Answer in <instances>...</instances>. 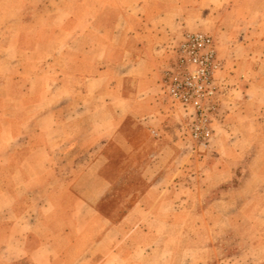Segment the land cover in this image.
<instances>
[{
  "label": "rangeland",
  "instance_id": "374dc122",
  "mask_svg": "<svg viewBox=\"0 0 264 264\" xmlns=\"http://www.w3.org/2000/svg\"><path fill=\"white\" fill-rule=\"evenodd\" d=\"M81 1L0 0V82H3V88L0 89V113L9 117L13 113L19 114L22 119H26V135L20 139L4 137L0 145V190L13 189L23 196L15 203L9 193L0 199V264H34V257L28 253L35 247L33 240L29 239L32 229L35 230L33 238L38 244L42 241L40 233L48 225L71 227L73 234L70 236L73 238L75 232L92 224L91 212L95 211L87 210L82 202L76 205H82L79 207L81 218L73 216L72 209L78 190L72 182L83 165L79 166L80 170L67 171L63 148L52 151L56 155L57 166L51 176L44 177V182L47 178L51 180L44 187L33 177L38 172L35 170L31 171V180H25L24 176L17 174L18 183H10L8 186L4 183L17 163L25 158V152L45 141L40 134H36L35 125L30 121L43 107L28 106L24 102L28 100L25 91L29 80L36 78V71L40 72L41 79L37 76L35 91L29 100L38 97L42 99L44 94L40 88L49 86L54 90L50 98L58 114L60 108L57 104L65 93L58 82L61 60L57 65L53 64L52 55H86L79 53L80 48L84 47L87 49L86 56H91L88 51V45H91L89 41L79 37V40L70 42L73 35L59 31L61 23L83 13V9L78 6ZM102 1L114 6L110 9V6L105 7L100 12L99 30L112 18L111 14L122 11L121 6L137 3L136 0ZM181 1L187 3L189 0ZM89 2L91 0H84V3ZM189 3L192 6L191 0ZM193 6L195 13L186 19L187 30L183 37L173 40L168 47L169 56L160 82L161 99L167 105L169 117L177 121L179 127L176 139L178 145L173 141L171 144L181 154L160 153V145L157 143L160 135L152 132L151 137L136 121L127 120L123 126L121 142L111 141L107 146L109 164L103 174L113 185L97 204V210L111 222H119L149 185L143 167L156 163L157 170L152 167V175L156 176L179 162L180 168L185 169L184 173L176 176V181H180L179 186L165 187L169 194L178 198L177 202L165 203L163 206L167 211L175 208L179 216L173 219H145L143 227L150 231L149 237H140L136 244L126 243L121 246L119 256L113 257V261H123L125 254H128V257L141 264H264V90L256 89L247 95L248 101L241 105L249 114L245 120L237 115L232 118L228 116V112L236 111V107L234 111L231 108V100L244 99L236 66L233 68L230 63L232 58L238 59L239 55L236 49H232L233 42L242 33L240 28L251 23L252 9L257 10L253 16L255 18L264 10V0H194ZM14 19L20 21V26L14 29L12 35ZM95 30L93 34L96 36L99 31L97 28ZM196 31L207 32L213 37L221 64L217 78L222 90L211 124L212 133L205 143L190 135L186 110L174 104L163 87L165 71L173 64L181 40L186 34ZM44 67L49 73L48 77L42 71ZM18 70L21 74L15 76ZM242 70L249 74L241 75L242 79L251 82L253 75L248 67L243 66ZM17 97L19 106L12 107L11 102ZM253 116H258L259 120H253ZM52 124L51 142L57 144L60 142L62 127L59 122ZM28 134L33 135L30 138ZM130 143L136 147L135 154L127 153L125 149ZM89 158V155H83L82 164H86ZM20 178L23 179L19 181ZM28 196L32 199H28ZM17 212L24 215L18 218ZM106 224L100 222L94 227L102 231ZM85 247V241L77 245L71 243L69 238H63L55 242L52 248L47 247L46 259L51 255L54 264L57 253L63 251L74 261L82 255L81 249ZM97 250L101 253L94 254L100 258L94 257L93 261L101 259L107 251L103 247ZM40 253L43 258V250ZM83 255L87 256L85 259L91 257L90 252Z\"/></svg>",
  "mask_w": 264,
  "mask_h": 264
},
{
  "label": "crops",
  "instance_id": "0c3cea01",
  "mask_svg": "<svg viewBox=\"0 0 264 264\" xmlns=\"http://www.w3.org/2000/svg\"><path fill=\"white\" fill-rule=\"evenodd\" d=\"M189 1L185 3L181 0H136V5L126 3L121 6L122 11L119 14H111L112 18L107 20V24L99 30L100 12L105 7L110 6L108 8L110 9L114 5L105 4L102 0H91L89 3H84L83 0L81 4H78L83 9V13L61 23L60 33L73 35L70 42L79 40V37L89 41L91 45H88V51L91 52V56H86L87 49L84 47L80 48L79 53L86 55H62L65 57L52 55L53 64L61 60L58 66L60 70L58 82L59 87L65 93L57 104L60 108L58 114L57 109H53L50 98L54 90L49 86L40 88V92L44 94L42 99L38 97L29 100L35 91L37 76L41 79L40 72L36 71V74L34 73L36 78L29 80L25 91L28 100L24 102L28 106L43 107L42 111L30 118V121L35 125L36 134H40L45 141L25 152V158L17 163L11 176L4 183L6 186L10 183H18L17 174L24 176L25 180H31L29 179L32 177L31 171L35 170L38 172L33 177L39 180L41 187H44L51 182L48 178L44 182V177L51 176L57 166L56 155H53L52 151L63 148V159L66 160L64 164L67 171L80 170L79 166L83 165L72 182L73 187L78 190L72 209L73 216L75 218L82 216L79 208L82 205L76 206L78 202H82L87 210L95 212H91L92 224L75 232L73 238L70 236L73 234L71 227L48 225L40 233L42 241L37 244L36 239L33 238L35 230L32 229L29 239L33 240L35 247L28 253L34 257L32 260L34 264H53L50 254L49 259H46V253L48 248H52L55 242L63 238H69L71 243H77V245L85 241L86 247L81 249L82 255L74 261L68 258L63 251L57 253L54 264H90L91 262V264H141L128 257V254H125L123 261L120 259L113 261V257L119 256V248L126 243L136 244L140 237H149L150 231L143 227L145 219L149 217L173 219L179 216L175 208L168 211L163 209L165 203L177 202L178 198L169 194L165 187L179 186L180 181H176L178 180L176 176L185 172V169L180 168L179 162L173 164L169 170L166 169L163 174H156V176L152 175L153 169L157 170L156 163L145 165L143 174L148 178L149 185L119 222H111L107 216L102 215L97 210V204L107 195L113 185L111 180L103 174V170L109 164L107 146L111 141L121 142L123 126L127 120L136 121L151 137L152 132L160 135L157 139L160 153L181 154V151L174 145L175 143L178 145L176 141L179 136L178 122L169 117L167 113V105L160 96V82L169 56L170 43L183 37L187 30L186 19L191 18L195 13L194 0H191L192 6L188 5ZM256 11L255 8L252 9L250 27L247 24L240 28L242 33L233 42L232 49H236L239 55L238 59L231 57L230 63L233 64V68L236 66L235 70L237 77L241 80L240 90L244 99L242 101L231 100L233 103L231 108L234 111L236 107V111L228 112L230 118L237 115L245 120L246 115L249 114H246L241 105L248 101L247 95L256 89L264 90V81L261 80H264L262 70L264 65V10L255 18L253 16ZM19 26L20 21L14 19L12 35ZM96 28L99 34L95 36L93 32L96 33ZM243 66H247L248 71L252 73L251 82L246 81L245 78L242 79L241 75H249L247 71L242 70ZM42 71L45 76H49L45 67ZM28 73L32 72L28 71ZM19 74H21L20 70L15 76ZM16 80L18 81L17 78ZM2 84L3 82H0V89L3 88ZM11 103L12 107L19 106L18 97L13 98ZM251 118L255 121L259 120L258 116ZM25 121L26 119H22L19 114L13 113L9 117L0 113V145L4 137L13 136L15 139L24 137L26 135ZM57 122L60 123L62 130L59 135L60 142L55 144L51 142L50 128L52 123L57 124ZM28 135L31 138L33 134ZM172 141L174 144H171ZM125 149L127 153L137 152L136 147L131 143ZM83 155L90 156L86 164H82ZM8 193L12 195L14 203L19 202V198L23 197L17 191L7 188V191L0 190V199L5 198ZM28 199L32 197L28 196ZM219 201L223 200L219 199ZM17 214L18 218L24 215L19 212ZM100 222L107 223L102 231L94 227ZM101 247L107 251L101 259L93 261L94 257L100 258L95 254L101 253L97 250ZM42 250L43 258L40 253ZM85 252H90L91 257L85 259L87 257L83 255Z\"/></svg>",
  "mask_w": 264,
  "mask_h": 264
},
{
  "label": "built area",
  "instance_id": "2783aa9c",
  "mask_svg": "<svg viewBox=\"0 0 264 264\" xmlns=\"http://www.w3.org/2000/svg\"><path fill=\"white\" fill-rule=\"evenodd\" d=\"M220 61L213 37L207 32H190L181 40L177 56L165 71L166 95L186 110L190 135L205 143L217 112V99L222 90L217 78Z\"/></svg>",
  "mask_w": 264,
  "mask_h": 264
}]
</instances>
